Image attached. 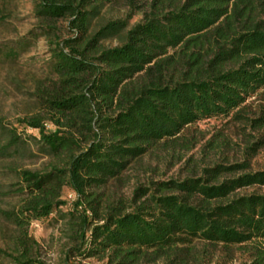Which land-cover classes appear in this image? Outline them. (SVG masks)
I'll list each match as a JSON object with an SVG mask.
<instances>
[{
	"label": "trees",
	"instance_id": "trees-1",
	"mask_svg": "<svg viewBox=\"0 0 264 264\" xmlns=\"http://www.w3.org/2000/svg\"><path fill=\"white\" fill-rule=\"evenodd\" d=\"M111 1L31 0L35 25L0 49L14 61L42 38L49 54L30 112L0 116V161L29 149L47 158L40 169L3 171L0 219L14 234L0 264H45L29 226L53 213L74 244L68 257L191 264L203 243L238 246L245 264H264V192L245 191L264 186V168L214 163L199 175L137 181L129 195L109 188L125 185L143 156L193 146L186 132L201 120L264 126V103L256 116L246 110L264 95V0L130 2L132 12L146 6L130 27L132 13L98 22ZM110 38L119 43L104 45ZM65 187L75 194L68 205Z\"/></svg>",
	"mask_w": 264,
	"mask_h": 264
},
{
	"label": "rangeland",
	"instance_id": "rangeland-1",
	"mask_svg": "<svg viewBox=\"0 0 264 264\" xmlns=\"http://www.w3.org/2000/svg\"><path fill=\"white\" fill-rule=\"evenodd\" d=\"M130 2L141 3V0H112L107 3L102 8L98 22L128 18L129 13H132L128 19V27H130L142 18V11L146 7L140 4L139 10L132 12ZM35 22L31 0H0V49L5 45H13L17 38L26 34L35 25ZM103 43L106 46H114L119 41L117 38H110ZM48 55L45 40L39 38L16 60L0 59V116L14 121L15 118L30 112L32 104L29 92L32 90L34 78L46 72ZM246 103L248 105L246 110L250 116H256L255 109L264 103V95L252 96ZM28 131L36 134L34 130ZM186 133L193 146L186 148L175 146L149 153L131 163L124 172L125 185L119 186L112 182L109 188L129 195L137 181L142 182L146 178L165 179L199 175L204 166L214 163L231 164L245 160L249 163V170L264 168V126L256 129L247 123L229 117H220L201 120ZM46 161L47 158L35 155L34 149H29L15 158L1 160L0 182L9 181L10 177H5L3 171L11 163L29 169H40ZM253 189L264 192V186L250 187L245 191ZM74 197L73 191L63 188L62 199L67 201L66 205ZM0 206L5 207V203L0 202ZM65 229L63 220L56 218L55 213L30 223L29 232L38 242L40 257L45 264H105V260L94 257H80L73 253L69 257L66 256V250L74 244L68 238ZM13 234L14 227L0 219V247H6ZM195 246L196 250L193 254L195 260L191 264L249 262L248 255L238 246L231 247L230 251H226L220 245L196 243ZM160 262L158 259L154 264ZM1 264L7 263L3 261Z\"/></svg>",
	"mask_w": 264,
	"mask_h": 264
}]
</instances>
